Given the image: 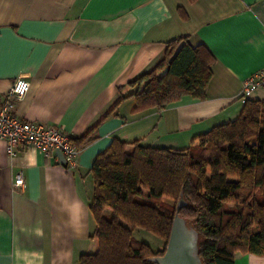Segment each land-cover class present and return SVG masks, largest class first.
Listing matches in <instances>:
<instances>
[{
  "label": "crops",
  "instance_id": "obj_1",
  "mask_svg": "<svg viewBox=\"0 0 264 264\" xmlns=\"http://www.w3.org/2000/svg\"><path fill=\"white\" fill-rule=\"evenodd\" d=\"M180 35L216 57L206 98L186 94L162 110L132 112L127 97L104 117L121 97L118 87L151 68ZM263 67L264 0H0V100L25 76L20 118L70 137L102 119L72 167L33 149L9 156L0 138V264H78L80 254L96 251L95 156L114 138L188 147L237 117L246 99H264V84L239 98L245 78ZM133 91L126 86L122 94ZM19 172L24 182L14 187ZM235 264H264V255L237 252Z\"/></svg>",
  "mask_w": 264,
  "mask_h": 264
},
{
  "label": "trees",
  "instance_id": "obj_2",
  "mask_svg": "<svg viewBox=\"0 0 264 264\" xmlns=\"http://www.w3.org/2000/svg\"><path fill=\"white\" fill-rule=\"evenodd\" d=\"M178 11L186 17L183 7ZM215 62L206 44L177 36L151 68L118 87L121 97L104 117L127 97L135 101L132 112L162 110L186 94L205 99ZM126 86L134 91L123 95ZM99 123L70 140L84 146L97 137ZM89 172L98 247L80 254L78 264H158L150 258L165 251L181 193L178 213L199 233L202 264H235L237 252L264 255V99H246L237 117L183 149L114 138ZM135 228L158 236L164 247L137 239Z\"/></svg>",
  "mask_w": 264,
  "mask_h": 264
},
{
  "label": "built area",
  "instance_id": "obj_3",
  "mask_svg": "<svg viewBox=\"0 0 264 264\" xmlns=\"http://www.w3.org/2000/svg\"><path fill=\"white\" fill-rule=\"evenodd\" d=\"M263 84L264 67L245 78L239 98L244 100ZM29 87L30 81L25 76H17L0 100V138L6 142L8 155L14 156L21 149H33L46 157H57L56 152L59 149L63 154V164L67 167L74 166L80 150L70 140L69 135L55 125L28 121L16 115V103L25 96ZM23 182V174L19 172L13 185L17 187Z\"/></svg>",
  "mask_w": 264,
  "mask_h": 264
},
{
  "label": "water",
  "instance_id": "obj_4",
  "mask_svg": "<svg viewBox=\"0 0 264 264\" xmlns=\"http://www.w3.org/2000/svg\"><path fill=\"white\" fill-rule=\"evenodd\" d=\"M56 153L63 161L61 151L58 149ZM184 204L181 193L165 251L150 258L158 264H202L199 256V233L178 213Z\"/></svg>",
  "mask_w": 264,
  "mask_h": 264
},
{
  "label": "rangeland",
  "instance_id": "obj_5",
  "mask_svg": "<svg viewBox=\"0 0 264 264\" xmlns=\"http://www.w3.org/2000/svg\"><path fill=\"white\" fill-rule=\"evenodd\" d=\"M163 200L165 202H172L170 199H168L167 197H163ZM134 236L139 239L142 240L148 244L151 245V247L154 250H160L164 247V242L161 238H159L158 236L152 234L151 232L142 229V228H135L134 230Z\"/></svg>",
  "mask_w": 264,
  "mask_h": 264
}]
</instances>
